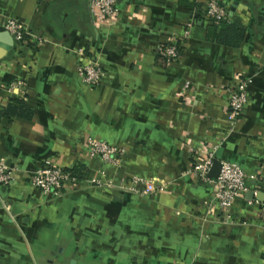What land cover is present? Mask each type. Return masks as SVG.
I'll return each mask as SVG.
<instances>
[{
	"label": "crops",
	"instance_id": "1",
	"mask_svg": "<svg viewBox=\"0 0 264 264\" xmlns=\"http://www.w3.org/2000/svg\"><path fill=\"white\" fill-rule=\"evenodd\" d=\"M88 1L0 0V48L8 45L0 160L18 170L0 185V264H262L264 0H219L244 27L236 47L208 41L177 0H118L102 25L89 19ZM7 19L24 25L25 43L3 30ZM168 41L180 44L172 63L154 52ZM77 49L102 69L97 87L81 81ZM236 80L246 81L248 98L230 124L227 88ZM89 140L121 149L118 165L90 157ZM209 155L237 163L253 188L227 223L211 184L189 172ZM43 160L82 165L87 177L59 197L43 195L27 177ZM132 178L163 189L132 194Z\"/></svg>",
	"mask_w": 264,
	"mask_h": 264
},
{
	"label": "built area",
	"instance_id": "2",
	"mask_svg": "<svg viewBox=\"0 0 264 264\" xmlns=\"http://www.w3.org/2000/svg\"><path fill=\"white\" fill-rule=\"evenodd\" d=\"M206 17L214 20H221L227 17L225 8L219 0H206ZM87 14L93 25H102L113 20L118 12L117 0H89L87 3ZM3 30L10 36L16 44L25 43L29 36L24 25L17 20L7 19L3 23ZM188 36V28L182 32V38ZM179 42L168 41L160 43L155 47V55L161 57L166 63L175 62L178 57ZM180 48V47H179ZM80 56L81 61L76 66V70L81 81L88 87H97L103 77V71L95 60L85 55L82 49L75 51ZM1 66V61H0ZM188 84H183L180 97L186 96ZM246 81L236 80L227 88V100L225 109L227 120L234 124L243 114L247 103ZM88 155L97 157L105 164L118 165L122 157V150L110 146L103 141L89 140L86 142ZM209 155L201 161H194L189 172L204 183H210L212 187V201L218 212L221 214L223 223L230 221V208L234 201L241 200L246 193H252V186L248 184V178L235 162L220 161L215 179L208 177V172L212 163ZM18 175L15 166H7L0 160V185H7ZM30 184L38 189L43 195L59 197L67 192H71L78 186V181L72 177L64 168L54 165L50 160H43L37 163L27 172ZM94 184H99L93 182ZM133 187L129 189L132 194L147 197L154 192L162 191L161 184H154L151 180L142 178H132ZM255 191H253L254 193ZM261 216L264 218V204H261ZM264 264V261L263 263Z\"/></svg>",
	"mask_w": 264,
	"mask_h": 264
},
{
	"label": "trees",
	"instance_id": "3",
	"mask_svg": "<svg viewBox=\"0 0 264 264\" xmlns=\"http://www.w3.org/2000/svg\"><path fill=\"white\" fill-rule=\"evenodd\" d=\"M177 3L182 7L190 9L194 14L195 21L204 24L206 39L208 41L228 47H236L242 40L244 27L241 24L239 18H237L235 15L221 20H214L212 18L206 17V6L203 3H199L196 0H177ZM178 53H180L179 47ZM156 57L162 59L157 55ZM14 104L18 105L17 107H21V103L18 101H14ZM6 111L7 109L5 112ZM10 112L12 114L14 113L13 111ZM4 115H7V113ZM64 170L74 177L78 182L83 181L87 177L86 169L79 164Z\"/></svg>",
	"mask_w": 264,
	"mask_h": 264
},
{
	"label": "water",
	"instance_id": "4",
	"mask_svg": "<svg viewBox=\"0 0 264 264\" xmlns=\"http://www.w3.org/2000/svg\"><path fill=\"white\" fill-rule=\"evenodd\" d=\"M230 13H231V10H230L229 14ZM7 37H8V35H7ZM7 49H8V45H1L0 56L4 52V50L6 51ZM218 168H219V162L215 161V160H212V163H211V166H210V169H209V172H208L209 179H211V180L215 179V177L217 175V172H218ZM251 195H252L251 192H248V193H246L245 197L246 198H251Z\"/></svg>",
	"mask_w": 264,
	"mask_h": 264
}]
</instances>
